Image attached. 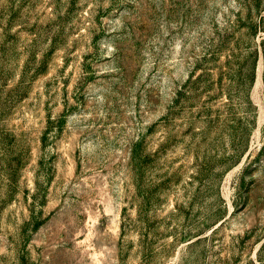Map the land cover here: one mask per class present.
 <instances>
[{
    "label": "rangeland",
    "instance_id": "374dc122",
    "mask_svg": "<svg viewBox=\"0 0 264 264\" xmlns=\"http://www.w3.org/2000/svg\"><path fill=\"white\" fill-rule=\"evenodd\" d=\"M0 264H264V0H0Z\"/></svg>",
    "mask_w": 264,
    "mask_h": 264
}]
</instances>
